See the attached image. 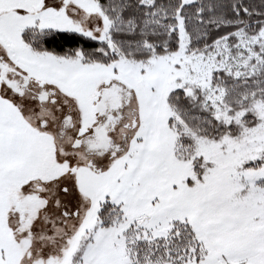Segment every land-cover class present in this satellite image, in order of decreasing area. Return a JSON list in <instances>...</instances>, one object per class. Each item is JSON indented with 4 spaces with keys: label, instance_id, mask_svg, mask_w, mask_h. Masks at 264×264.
Listing matches in <instances>:
<instances>
[{
    "label": "snow or ice",
    "instance_id": "obj_1",
    "mask_svg": "<svg viewBox=\"0 0 264 264\" xmlns=\"http://www.w3.org/2000/svg\"><path fill=\"white\" fill-rule=\"evenodd\" d=\"M0 264H264V0H0Z\"/></svg>",
    "mask_w": 264,
    "mask_h": 264
}]
</instances>
